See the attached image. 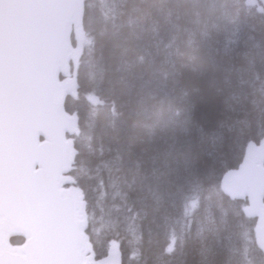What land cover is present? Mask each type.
Masks as SVG:
<instances>
[{
    "label": "trees",
    "instance_id": "16d2710c",
    "mask_svg": "<svg viewBox=\"0 0 264 264\" xmlns=\"http://www.w3.org/2000/svg\"><path fill=\"white\" fill-rule=\"evenodd\" d=\"M75 34L70 176L93 257L115 244L121 264H264L246 201L221 191L264 136V12L244 0H83L73 45Z\"/></svg>",
    "mask_w": 264,
    "mask_h": 264
},
{
    "label": "water",
    "instance_id": "95a60500",
    "mask_svg": "<svg viewBox=\"0 0 264 264\" xmlns=\"http://www.w3.org/2000/svg\"><path fill=\"white\" fill-rule=\"evenodd\" d=\"M245 3L264 12V0ZM82 17L83 0H0V264H120L115 247L91 256L85 203L68 175L77 118L64 103L76 97L67 75L78 56L69 37ZM221 189L247 201L264 255V137ZM14 236L23 243L11 245Z\"/></svg>",
    "mask_w": 264,
    "mask_h": 264
},
{
    "label": "bare ground",
    "instance_id": "6f19581e",
    "mask_svg": "<svg viewBox=\"0 0 264 264\" xmlns=\"http://www.w3.org/2000/svg\"><path fill=\"white\" fill-rule=\"evenodd\" d=\"M226 44H227V43H226ZM248 85H249V84H248ZM250 86H252V85H250ZM233 96H234V95H233ZM227 107H228V106H227ZM223 108H224V107H223ZM160 112H161V111H160ZM156 113H158V112H156ZM162 115H163V114H162ZM158 119H160V118H158ZM123 141H124V140H123ZM128 144H129V143H128ZM118 148H119V146H118ZM114 150H115V149H114ZM128 157H129V156H128ZM154 161H155V160H154ZM138 164H139V163H138ZM154 166H155V165H154ZM137 167H138V166H137ZM148 167H149V166H148ZM154 169H155V167L153 168V170H154ZM150 171H152V170H150ZM156 171H157V170H156ZM156 171H155V172H156ZM142 172H143V171H142ZM148 174H151V173L149 172ZM152 174H153V173H152ZM154 174H156V173H154ZM149 177H150V176H149ZM139 178H140V177H139ZM141 178H142V177H141ZM150 179H151V178H150ZM150 179H149V180H150ZM178 186H179V185H178ZM174 187H175V186H174ZM174 187H173V188H174ZM170 190H171V189H170ZM170 193H171V192H170ZM172 193H173V192H172ZM162 195H163V194H162ZM168 195H170V194H168ZM176 195H177V193H176ZM191 195H192V194H191ZM164 196H165V195H164ZM165 197H166V196H165ZM177 197H178V196H177ZM198 197H199V196H198ZM174 198H175V197H174ZM206 198H207V196H206ZM170 199H171V198H170ZM181 199H182V198H181ZM196 199H197V198H196ZM202 199H203V198H202ZM204 199H205V198H204ZM219 199H220V198H219ZM168 200H169V199H168ZM168 200H167V201H168ZM205 200H206V199H205ZM207 200H208V199H207ZM217 200H218V199H217ZM217 200H216V201H217ZM203 202H204V200H203ZM212 202H213V201H212ZM213 203H215V202H213ZM170 204H171V203H170ZM207 204H208V203H207ZM180 205H181V204H180ZM196 205H197V204H196ZM198 205H199V204H198ZM210 205H211V204H210ZM202 206H203V205H202ZM203 207H204V206H203ZM209 207H210V206H209ZM179 208H180V207H179ZM196 208H197V207H196ZM196 208H195V209H196ZM198 208H199V207H198ZM210 211H211V210H210ZM207 214H208V213H207ZM211 217H212V216H211ZM202 220H203V219H202ZM209 220H210V219H209ZM199 222H200V220H199ZM201 223H202V222H201ZM197 224H198V223H197ZM208 224H209V223H208ZM202 225H203V224H202ZM206 225H207V223H206ZM219 227H220V226H219ZM192 233H193V232H192Z\"/></svg>",
    "mask_w": 264,
    "mask_h": 264
},
{
    "label": "rangeland",
    "instance_id": "374dc122",
    "mask_svg": "<svg viewBox=\"0 0 264 264\" xmlns=\"http://www.w3.org/2000/svg\"><path fill=\"white\" fill-rule=\"evenodd\" d=\"M77 33H79V32H77ZM74 38H75V41H76L75 47L78 48L79 47V43H80V41L82 39H80V37L77 34L74 35Z\"/></svg>",
    "mask_w": 264,
    "mask_h": 264
}]
</instances>
